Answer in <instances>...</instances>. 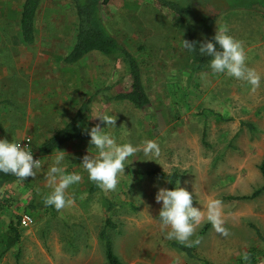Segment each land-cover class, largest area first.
Here are the masks:
<instances>
[{
  "label": "rangeland",
  "instance_id": "374dc122",
  "mask_svg": "<svg viewBox=\"0 0 264 264\" xmlns=\"http://www.w3.org/2000/svg\"><path fill=\"white\" fill-rule=\"evenodd\" d=\"M176 1L191 7L190 25L204 29L210 15L211 30L227 27L244 47L246 40L254 41L250 17L264 7V0ZM23 2L0 0V139L15 142L30 136L38 152L64 123L61 113L72 115L91 98L86 130L100 123L92 118L98 111L114 114L117 128L104 131L117 143L155 141L161 151L156 161L137 153L116 190L108 192L98 186L93 191L94 182L81 164L85 155L97 154L90 136L50 153L40 151L43 165L36 177L0 183V230L18 214L28 213L35 220L23 231L20 259L14 249L0 264H108L99 231L109 216L118 224L115 250L127 264L181 259L193 264H264V191L251 199L233 198L264 186L259 168L264 162V98H248L243 85L226 74L199 70L182 47L185 21L159 0H110L102 8L104 24L140 62L151 99L143 108L117 100L118 93L130 89L129 67L122 57L96 51L74 64L63 61L76 40L74 1L43 0L32 45L21 37ZM61 150L66 174L82 179L66 190L74 203L53 211L44 203L53 190L45 175ZM153 169L179 172L178 186L193 193V206L201 210L210 199L222 201L228 234L203 223L188 250L175 247L177 241L166 238L170 229L162 227V204L156 202L157 192L169 189V182L148 174ZM110 204L114 209L108 211Z\"/></svg>",
  "mask_w": 264,
  "mask_h": 264
},
{
  "label": "clouds",
  "instance_id": "9594fccd",
  "mask_svg": "<svg viewBox=\"0 0 264 264\" xmlns=\"http://www.w3.org/2000/svg\"><path fill=\"white\" fill-rule=\"evenodd\" d=\"M182 47L188 53L197 52L196 42L183 39ZM198 53L210 58L208 68L212 73H223L236 80L245 81L253 92L260 87L261 76L248 66L243 42L230 35L227 27L217 30L213 39L200 42ZM114 117V114L109 115L103 111H98L92 117L99 118L100 123L86 130V134L90 136V144L97 150V154L85 155L81 163L88 173V179L105 192L116 190L120 177L125 174V167L132 163L137 153L143 152L144 156L150 157L148 160L156 161L161 151L155 141H146L143 145L117 143L112 134L104 131L108 127L117 128V118ZM101 124L106 126L101 127ZM64 160L65 152L61 150L45 175L53 190L44 199V203L57 211L74 203L66 197V190L82 179L80 174H66ZM41 167L40 159H34L32 150L22 147L21 142L0 139V173L25 180L36 177ZM156 202L162 204L158 217L162 227L170 229L166 232L169 240L190 247L193 243L191 238L203 223H210L217 232L228 234L223 226L222 201L219 199H210L201 210L193 206L192 192L176 186L173 189H159ZM243 259H248L247 254Z\"/></svg>",
  "mask_w": 264,
  "mask_h": 264
},
{
  "label": "trees",
  "instance_id": "16d2710c",
  "mask_svg": "<svg viewBox=\"0 0 264 264\" xmlns=\"http://www.w3.org/2000/svg\"><path fill=\"white\" fill-rule=\"evenodd\" d=\"M75 3V11L77 15V33L76 40L73 47L66 53L63 61L67 64H74L91 52L98 51L99 53L112 56L119 55L122 57L124 63L129 67V81L130 89L120 92L116 95L117 100H127L134 104L138 108L147 106L151 99L148 91L144 85L141 64L132 53V51L126 48L120 41L106 28L103 16L102 8L110 0H73ZM43 0H24L20 11V32L24 43L32 45L37 39L36 19L38 10ZM161 5L171 12L180 16L187 25V39L190 42H196L197 52L186 54L192 58L196 63L199 70L208 71V63L210 58L207 56H201L198 53L199 43L209 39H213L217 30H211L213 28L212 23L214 18L210 15L207 17L208 25L204 29H197L193 25H190L189 12L190 6H184L176 0H159ZM217 47H219L217 45ZM91 98L83 102L79 107L74 117L62 128L58 129L52 136L44 140L40 146L43 153H50L58 150L63 144L70 140L87 138L85 121L86 114L89 110ZM249 125L252 130H255L253 123H245ZM259 168L264 175V162L259 165ZM148 174L162 178L169 182V189H173L178 186V181L181 177L177 171L166 172L161 169L149 170ZM14 180H21L14 175H5L0 173V183L10 182ZM97 189V184L94 182L93 191ZM264 191V186L255 190L251 195L234 196V199H251ZM10 199V198H9ZM10 201V200H9ZM0 206V211L2 210ZM30 207L36 209V205L30 204ZM114 209V205L108 206V211ZM55 211V208L52 207ZM21 214H18L16 218H11L8 222L7 228L3 231L0 230V261L3 256L10 250L15 251L16 258L19 260L21 256L20 245L23 237V231L26 228L21 226ZM118 224L116 220L109 216L106 218L104 225L99 233V239L104 246L106 261L108 264H127L117 254L114 246L113 231L116 230ZM257 234L262 237V233L259 228L254 226ZM174 246L188 250L186 246L174 242ZM243 260V259H242ZM243 264L245 261H242Z\"/></svg>",
  "mask_w": 264,
  "mask_h": 264
},
{
  "label": "crops",
  "instance_id": "0c3cea01",
  "mask_svg": "<svg viewBox=\"0 0 264 264\" xmlns=\"http://www.w3.org/2000/svg\"><path fill=\"white\" fill-rule=\"evenodd\" d=\"M255 6H257V5H255ZM259 9H261L262 11H260L259 13L257 12V14H254L250 17L252 22H253L252 25H254V27H252V29H251L252 30V37H253L254 41L252 42V39H251L250 44L246 43L247 40L245 41V51H246V53L251 55V58L246 61L248 66L255 69L257 71V73L260 74V76H261V85L259 88L256 89V91L253 92L251 90V86L247 82L241 81V80L237 81L239 87L241 85H243V88L245 89L244 91L249 92L251 94L250 96L247 95L248 98H252V97L253 98H264V7L259 6ZM20 11H21V9H20ZM256 19H257V21H256ZM239 30H242V29H239ZM249 36H250V34H249ZM239 38L243 39L241 34H239ZM239 87H237V88H239ZM237 90H239V89H237ZM255 93H257L258 95H254ZM78 109L76 110V112L78 111ZM76 112L73 113L72 115H68V113L63 115L61 113V117L64 119V123L61 124V128L64 127L74 117ZM79 139H82V138H79ZM79 139L70 140V141L66 142L65 144H63L61 146V148L63 146L69 145V143H72L73 141H76ZM33 146H34V143H33ZM34 149H35V146H34ZM35 151H36V149H35ZM40 151H38V153L42 154L41 153L42 151L41 152ZM101 229H100V231H101ZM100 231H99V233H100ZM100 242H101V240H100ZM104 253H105V249H104ZM105 258H106V256H105ZM181 260H186V259H181ZM191 264H193V263H191Z\"/></svg>",
  "mask_w": 264,
  "mask_h": 264
},
{
  "label": "built area",
  "instance_id": "2783aa9c",
  "mask_svg": "<svg viewBox=\"0 0 264 264\" xmlns=\"http://www.w3.org/2000/svg\"><path fill=\"white\" fill-rule=\"evenodd\" d=\"M15 142H21L22 147H27L29 150H32L34 159H40L41 165H43L42 155L38 153L37 151H35L34 146H33V141L30 136H26ZM34 222H35L34 217L28 213L23 214L21 217V226L23 228H28L32 226ZM164 264H191V263L187 260H170V261L165 262Z\"/></svg>",
  "mask_w": 264,
  "mask_h": 264
}]
</instances>
